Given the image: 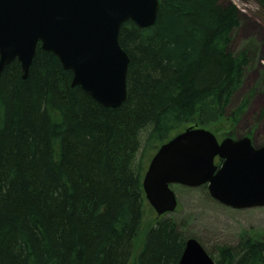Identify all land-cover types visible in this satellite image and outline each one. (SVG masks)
<instances>
[{
  "label": "trees",
  "instance_id": "16d2710c",
  "mask_svg": "<svg viewBox=\"0 0 264 264\" xmlns=\"http://www.w3.org/2000/svg\"><path fill=\"white\" fill-rule=\"evenodd\" d=\"M159 1L154 25L121 27L130 62L119 107L72 86V71L40 45L27 78L17 59L2 71L0 264L179 263L186 237L168 217L138 244L149 153L187 127L239 119L248 101L230 105L250 59L233 47L234 3ZM216 264H264V243L223 246Z\"/></svg>",
  "mask_w": 264,
  "mask_h": 264
},
{
  "label": "water",
  "instance_id": "95a60500",
  "mask_svg": "<svg viewBox=\"0 0 264 264\" xmlns=\"http://www.w3.org/2000/svg\"><path fill=\"white\" fill-rule=\"evenodd\" d=\"M159 7V0H0V75L17 59L27 78L40 45L72 71V86L119 107L127 99L130 62L121 27L129 20L154 25ZM174 184L207 185L211 197L233 208L263 207L264 145L256 147L249 137L219 140L204 127H188L158 148L144 175L146 199L158 216L177 210ZM179 264L216 262L191 237Z\"/></svg>",
  "mask_w": 264,
  "mask_h": 264
},
{
  "label": "rangeland",
  "instance_id": "374dc122",
  "mask_svg": "<svg viewBox=\"0 0 264 264\" xmlns=\"http://www.w3.org/2000/svg\"><path fill=\"white\" fill-rule=\"evenodd\" d=\"M226 1L240 10L241 24L235 32L233 47L246 49L250 59L244 83L235 92L230 107L235 109L246 101L248 106L239 119L228 115L204 128L214 132L219 140L249 137L259 147L264 145V8L257 0ZM154 151H150L149 158ZM216 162L219 164L221 160L218 158ZM172 186L178 208L165 217L175 221L186 238H196L216 263L218 251L223 246L236 247L246 239L264 243V207L238 209L224 205L211 197L206 185ZM157 219V213L147 204L139 245ZM131 264H135L134 260Z\"/></svg>",
  "mask_w": 264,
  "mask_h": 264
},
{
  "label": "bare ground",
  "instance_id": "6f19581e",
  "mask_svg": "<svg viewBox=\"0 0 264 264\" xmlns=\"http://www.w3.org/2000/svg\"><path fill=\"white\" fill-rule=\"evenodd\" d=\"M179 264V263H178Z\"/></svg>",
  "mask_w": 264,
  "mask_h": 264
}]
</instances>
